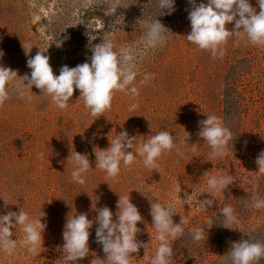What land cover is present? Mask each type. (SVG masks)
<instances>
[{
    "label": "rangeland",
    "instance_id": "374dc122",
    "mask_svg": "<svg viewBox=\"0 0 264 264\" xmlns=\"http://www.w3.org/2000/svg\"><path fill=\"white\" fill-rule=\"evenodd\" d=\"M201 2L207 4L196 0ZM250 3L259 12L257 0ZM156 5L157 0H0V66L16 70L19 77L30 76L27 60L41 50L59 75L63 65L90 63L91 47L102 38L111 40L117 51L132 47L142 35L137 20L159 16ZM175 9L158 17L172 32L167 43L140 58L141 74L136 79L140 95L133 99L117 92L104 116L89 114L79 90L62 110L35 86L31 101L9 89L11 98L0 107V215L18 213L20 207L30 218L43 212L41 222L47 228L36 256L27 253L21 228L12 229L17 248L11 256L0 252V264H68L62 252L68 214L84 213L94 220V204L97 209L110 208L115 220L119 196L127 195L143 217L137 224L141 229L137 240L148 244L146 253L140 248L132 254L131 264H150L145 255L154 256L159 245L150 201L175 204L173 222L180 223L181 216L187 221L184 236L170 241L174 256L169 264H224L232 242L247 239L246 235L264 241V208L251 207L254 192L264 199V174L256 164L264 151V47L246 39L237 46L238 37L232 36L224 45L223 58H213L210 51L186 39L191 31L188 0H175ZM234 26V22L226 25L229 30ZM59 41L62 45L57 47ZM22 44L32 46L28 55ZM145 72L154 77L140 85ZM132 103L138 108L130 112ZM206 115L220 117L232 132L233 149L229 145L223 158H211L212 149L198 136L199 121ZM123 130L137 137L134 149L161 130L175 136L177 148L157 159L155 170L146 168L137 156L130 167L122 165L113 180L95 168L93 149H106L109 139ZM192 144H198L195 152ZM71 150L87 153L92 164L84 185L71 180L75 166L67 161ZM217 172L234 176L235 182L214 198L201 194L207 179ZM205 199H214L207 211L199 207ZM224 205L232 206L238 216V222L227 225L230 229L219 225L223 220L217 218ZM209 219L215 223L207 229ZM97 226L94 223L89 230V255L75 264H91L94 259L99 264V258L105 259L96 242ZM193 228H204L207 240L194 243Z\"/></svg>",
    "mask_w": 264,
    "mask_h": 264
},
{
    "label": "clouds",
    "instance_id": "9594fccd",
    "mask_svg": "<svg viewBox=\"0 0 264 264\" xmlns=\"http://www.w3.org/2000/svg\"><path fill=\"white\" fill-rule=\"evenodd\" d=\"M188 3L191 5L188 14L191 31L186 39L199 49L210 51L213 58H223L224 45L232 36L238 37L237 46L241 40L246 39L253 46L264 47V0H257L259 12L251 5L250 0H207V4L202 2L197 4L196 0H188ZM156 6L161 12L159 16L171 15L176 10L175 0H157ZM159 16L155 19L145 20L142 17L137 20V26L142 30V35L134 46L122 47L117 51L111 40L102 38L101 43L91 47L90 63L84 62L72 68L63 65L59 75L54 74L49 63L50 58L41 50L27 60V67L31 70L30 76L25 74L19 77L16 70L0 66V107H3L11 98L10 88L15 89L20 99L31 101L33 86L41 93L48 94L52 102L62 110L68 107L74 90H79V97L83 98L85 108L89 110L91 116L96 118L104 116L106 111L111 110L112 101L117 92L135 99L140 95L136 79L141 74V56H146L149 52L163 47L169 39L168 34L172 33L160 22ZM233 22L235 26L229 30L226 25ZM56 44L60 47L62 42L59 41ZM22 47L26 55L32 49L30 45L22 44ZM2 55L3 52H0V56ZM153 77V73L145 72L139 84L145 85ZM17 78L23 81V84L19 83ZM137 108L138 103H132L128 110L131 112ZM206 116V119L199 121L198 136L212 149L211 158H223L227 155L229 145L233 149L232 132L224 126L220 117ZM136 140L137 137L130 136L126 130H123L109 139V146L106 149L94 148L95 168L103 170L109 178L115 180L121 173V166L130 167L137 156L143 158L146 168L155 170L157 159L177 148L175 136L167 130H161L149 136L134 149ZM191 146L192 151L195 152L198 144ZM38 159L41 163L43 162V152L38 154ZM67 161L75 165L71 172L72 182L84 185L86 174L93 168L88 154L71 150ZM256 164L258 172L264 174V151L259 153ZM234 182V176L217 172L207 179V188L201 194L209 193L214 198L224 193ZM5 203L7 204L6 201ZM213 203L214 199H205L199 202V207L207 211ZM92 207L97 212L94 220H90L84 213L68 214L66 218L62 233L64 240L62 252L68 264H75L76 261L89 255L91 235L89 230L94 223L98 225L96 242L102 245L105 253V259L99 258V264H131L134 258L133 253L138 254L140 248H144L145 253L147 252L148 244L137 240V235L141 231L137 224L143 222V217L138 207L131 202L130 195L119 196L115 220L112 210L107 206L97 209L93 204ZM251 207L255 210L264 208V199L259 198L255 192L252 195ZM174 208L175 204L165 205L150 201L149 214L157 233L156 240L159 241L155 255L151 258L145 255V259H149L150 264H169L174 256L170 241H176L185 234L183 226L187 221L181 216L180 223H174L172 217L177 214ZM219 213L217 218L223 220V224L219 225L229 228L228 224L238 222V216L232 206L224 205ZM44 215L42 212L39 218H30L22 207L18 213L10 211L0 215V252L8 256L14 254L17 241L13 239L12 229L19 226L25 234L27 253L32 256L39 255L38 246L42 245V234L47 228V225L41 222V217ZM214 223V220L209 219L207 229ZM190 235L194 243L207 240L204 228H193L190 230ZM246 236L247 239L242 238L240 241L231 243L230 250L225 254L224 264H261L264 261V241L253 240L251 236ZM91 264H97L96 259Z\"/></svg>",
    "mask_w": 264,
    "mask_h": 264
}]
</instances>
